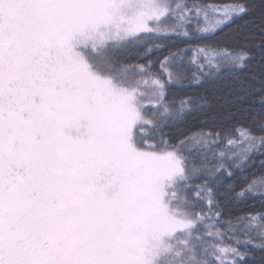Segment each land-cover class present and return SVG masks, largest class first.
<instances>
[{"label": "snow or ice", "instance_id": "6c2138e0", "mask_svg": "<svg viewBox=\"0 0 264 264\" xmlns=\"http://www.w3.org/2000/svg\"><path fill=\"white\" fill-rule=\"evenodd\" d=\"M251 10L0 0V264H264V118L184 128L254 58L220 35Z\"/></svg>", "mask_w": 264, "mask_h": 264}, {"label": "trees", "instance_id": "16d2710c", "mask_svg": "<svg viewBox=\"0 0 264 264\" xmlns=\"http://www.w3.org/2000/svg\"><path fill=\"white\" fill-rule=\"evenodd\" d=\"M193 0H188L191 4ZM204 3L227 2V0H201ZM252 10L246 15H241L230 23L221 33L227 34L230 42L246 46L253 54L254 58L248 62V67L238 69L234 73L226 74L222 79L208 85L210 107H204L200 111H194L186 121L184 128H199L201 126L211 127L219 130L223 127H231L234 123L251 124L256 119L258 123L264 118V105L259 102L262 94L259 89L264 86V49L257 47L264 41V0H248ZM168 43L175 46L185 45L176 39ZM175 50V48H173ZM190 55V54H189ZM126 62H145L140 60L135 53L126 56ZM256 79H250L251 75ZM247 80V83H242ZM190 91L195 94L199 89L192 88ZM254 130H256L254 128ZM167 131V130H166ZM261 157H256V165L248 169V176L254 173L264 172V168L259 167ZM238 181L240 174H237ZM261 206L259 199L249 200L240 203H230L226 206V215H237L250 209H259ZM262 254L257 252L254 260L249 264H261Z\"/></svg>", "mask_w": 264, "mask_h": 264}]
</instances>
